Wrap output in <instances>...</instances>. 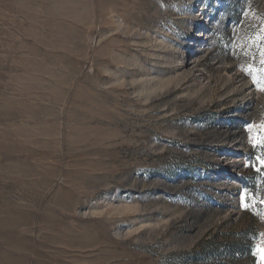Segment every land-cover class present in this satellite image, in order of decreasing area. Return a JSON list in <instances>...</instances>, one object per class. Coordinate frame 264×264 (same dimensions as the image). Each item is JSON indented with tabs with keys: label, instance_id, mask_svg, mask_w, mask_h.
Wrapping results in <instances>:
<instances>
[{
	"label": "rangeland",
	"instance_id": "1",
	"mask_svg": "<svg viewBox=\"0 0 264 264\" xmlns=\"http://www.w3.org/2000/svg\"><path fill=\"white\" fill-rule=\"evenodd\" d=\"M262 26L264 0H0V264H258Z\"/></svg>",
	"mask_w": 264,
	"mask_h": 264
},
{
	"label": "snow or ice",
	"instance_id": "2",
	"mask_svg": "<svg viewBox=\"0 0 264 264\" xmlns=\"http://www.w3.org/2000/svg\"><path fill=\"white\" fill-rule=\"evenodd\" d=\"M251 47L257 48L259 52V67L250 65L244 71L248 76H251L253 83L261 85L260 90L264 91V26L260 28L258 35L252 40ZM255 59V57H253ZM255 125L249 124L247 131L252 132ZM251 146L254 149H264V124H261L260 130L251 137ZM256 163L251 165H245L246 167L254 168L256 173L264 175V155L256 156ZM240 207L247 211L250 207L249 201L254 206L257 201L252 193L245 188L239 194ZM259 203L264 205V199H260ZM256 255H258V264H264V245L257 246Z\"/></svg>",
	"mask_w": 264,
	"mask_h": 264
}]
</instances>
